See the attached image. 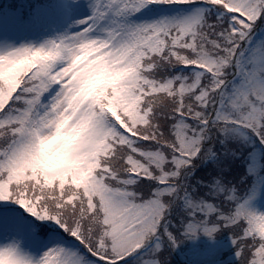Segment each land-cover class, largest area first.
Here are the masks:
<instances>
[{"label": "snow or ice", "instance_id": "6c2138e0", "mask_svg": "<svg viewBox=\"0 0 264 264\" xmlns=\"http://www.w3.org/2000/svg\"><path fill=\"white\" fill-rule=\"evenodd\" d=\"M89 7L0 50V264H264V0Z\"/></svg>", "mask_w": 264, "mask_h": 264}, {"label": "rangeland", "instance_id": "374dc122", "mask_svg": "<svg viewBox=\"0 0 264 264\" xmlns=\"http://www.w3.org/2000/svg\"><path fill=\"white\" fill-rule=\"evenodd\" d=\"M50 1H52L51 4L45 2L42 4L53 6L59 11L54 14L50 13V9H40L35 12L43 18L38 28H33L36 25L33 22L35 15L26 22H22L27 18V12L21 13L20 5L16 9L12 5L10 8L8 7L4 16L0 15V50L6 45L19 47L22 44H35L39 46L45 40L75 31L77 21L91 14L90 0H66L63 3V10L56 0ZM3 3L13 4L14 2L0 0V5L3 6ZM60 5L62 6L61 2ZM30 22L33 27L29 24ZM250 207L259 213H264V190H261L259 195L251 201ZM232 247L231 239L227 233H217L214 239L200 234L194 240L188 239L179 244L171 253L169 264H229L235 261L234 254L230 256L226 254L227 250Z\"/></svg>", "mask_w": 264, "mask_h": 264}, {"label": "trees", "instance_id": "16d2710c", "mask_svg": "<svg viewBox=\"0 0 264 264\" xmlns=\"http://www.w3.org/2000/svg\"><path fill=\"white\" fill-rule=\"evenodd\" d=\"M45 2H49L50 0H44ZM228 256L230 255H233L234 254V251H233V247L230 248L229 250H227V253H226ZM229 264H236V260L232 263H229Z\"/></svg>", "mask_w": 264, "mask_h": 264}]
</instances>
